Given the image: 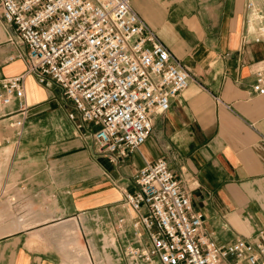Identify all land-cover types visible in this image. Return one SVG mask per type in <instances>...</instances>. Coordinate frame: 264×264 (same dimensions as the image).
I'll use <instances>...</instances> for the list:
<instances>
[{
  "label": "crops",
  "instance_id": "obj_1",
  "mask_svg": "<svg viewBox=\"0 0 264 264\" xmlns=\"http://www.w3.org/2000/svg\"><path fill=\"white\" fill-rule=\"evenodd\" d=\"M245 2L132 0L191 81L154 116L146 143L123 157L98 153V126L83 122L57 83L28 73V49L0 10V80L25 75L29 108L20 137L11 119H0V264H75L86 259L81 250L90 264H133L127 247L150 240L134 227L146 210L134 211L126 195L160 159L192 188L193 208L218 246L260 240L264 95L251 88L264 50L244 40Z\"/></svg>",
  "mask_w": 264,
  "mask_h": 264
},
{
  "label": "built area",
  "instance_id": "obj_2",
  "mask_svg": "<svg viewBox=\"0 0 264 264\" xmlns=\"http://www.w3.org/2000/svg\"><path fill=\"white\" fill-rule=\"evenodd\" d=\"M0 10L28 49V73L57 83L83 122L98 126L92 138L100 154L123 157L143 146L154 116L168 112L190 84L188 70L132 0H0ZM244 15V40L264 50V0H246ZM251 89L264 95V60ZM25 96V75L0 80V119H11L18 137L29 111ZM136 182L138 192L126 200L137 213L146 210L134 227L145 228L150 245L127 247L133 264H225L229 257L264 264V232L257 242L218 246L193 208L192 188L165 160L144 167Z\"/></svg>",
  "mask_w": 264,
  "mask_h": 264
},
{
  "label": "rangeland",
  "instance_id": "obj_3",
  "mask_svg": "<svg viewBox=\"0 0 264 264\" xmlns=\"http://www.w3.org/2000/svg\"><path fill=\"white\" fill-rule=\"evenodd\" d=\"M147 10V9H146ZM147 12H148V14H152L149 10H147ZM156 33H157V31L153 28V27H151ZM158 34V33H157ZM83 248H84V246H83ZM82 248V249H83ZM79 249H81L80 247H79ZM75 252H77V250H75ZM81 252H82V254H83V256L86 258L85 260H83L84 262H82V261H78L77 263H75V264H90V261H89V258H88V256L85 254L86 252H84L83 250H81Z\"/></svg>",
  "mask_w": 264,
  "mask_h": 264
},
{
  "label": "bare ground",
  "instance_id": "obj_4",
  "mask_svg": "<svg viewBox=\"0 0 264 264\" xmlns=\"http://www.w3.org/2000/svg\"><path fill=\"white\" fill-rule=\"evenodd\" d=\"M132 7H133V4H132ZM134 9V8H133ZM135 10V9H134Z\"/></svg>",
  "mask_w": 264,
  "mask_h": 264
}]
</instances>
